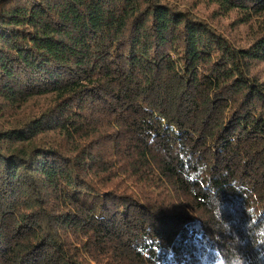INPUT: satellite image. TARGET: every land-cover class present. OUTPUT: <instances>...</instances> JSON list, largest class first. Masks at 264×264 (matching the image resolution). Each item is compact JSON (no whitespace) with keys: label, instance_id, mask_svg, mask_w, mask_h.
Returning a JSON list of instances; mask_svg holds the SVG:
<instances>
[{"label":"trees","instance_id":"obj_1","mask_svg":"<svg viewBox=\"0 0 264 264\" xmlns=\"http://www.w3.org/2000/svg\"><path fill=\"white\" fill-rule=\"evenodd\" d=\"M0 264H264V0H0Z\"/></svg>","mask_w":264,"mask_h":264},{"label":"rangeland","instance_id":"obj_2","mask_svg":"<svg viewBox=\"0 0 264 264\" xmlns=\"http://www.w3.org/2000/svg\"><path fill=\"white\" fill-rule=\"evenodd\" d=\"M225 20H228V19H224V20H222V22H223V25H226L228 22L227 21H225Z\"/></svg>","mask_w":264,"mask_h":264}]
</instances>
